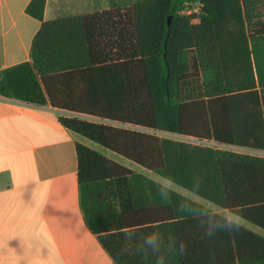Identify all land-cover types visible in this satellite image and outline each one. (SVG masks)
<instances>
[{"label": "trees", "instance_id": "1", "mask_svg": "<svg viewBox=\"0 0 264 264\" xmlns=\"http://www.w3.org/2000/svg\"><path fill=\"white\" fill-rule=\"evenodd\" d=\"M46 1L27 7L41 22L31 61L0 71V96L74 114L59 115L67 130L264 230V156L231 149L264 152V0L118 2L52 21ZM76 150L81 213L115 264H157L134 250L153 234L164 264H264L263 235L237 223L209 236L225 216Z\"/></svg>", "mask_w": 264, "mask_h": 264}, {"label": "crops", "instance_id": "2", "mask_svg": "<svg viewBox=\"0 0 264 264\" xmlns=\"http://www.w3.org/2000/svg\"><path fill=\"white\" fill-rule=\"evenodd\" d=\"M31 1L0 0V71L31 61L41 27L27 14ZM104 2L47 0L44 20L118 4ZM61 114L75 116L0 96V264H115L80 210L76 146L91 141L64 128Z\"/></svg>", "mask_w": 264, "mask_h": 264}, {"label": "rangeland", "instance_id": "3", "mask_svg": "<svg viewBox=\"0 0 264 264\" xmlns=\"http://www.w3.org/2000/svg\"><path fill=\"white\" fill-rule=\"evenodd\" d=\"M118 2L120 3H127L128 5H133V4H136L138 3L140 0H117ZM104 6L107 7V4L104 2L103 0V8ZM164 137H169V138H176V139H180V140H184L186 142H189V143H193V144H206V145H212V143L210 142H200L198 140H195V139H192V138H187V137H181V136H174V135H168V134H160ZM90 145L95 149L97 148L99 152H101L102 154L106 155L107 157L121 163L122 165L132 169L133 171L137 172V173H140V174H143V175H146L147 177L151 178L152 180L156 181V182H159L160 184H163L164 186H167L168 188H171L172 190L182 194L183 196H186L188 198H190L191 200L203 205V206H206L207 208H209L210 210H212L213 212L215 213H218L220 215H223V216H229V215H234L230 212H228L227 210H224L216 205H214L213 203L211 202H208L206 200H204L203 198L175 185V184H172L171 182H168L167 180H165L164 178L158 176L157 174L153 173V172H150L112 152H109L108 150H106L105 148L93 143V142H90ZM232 150L234 151H237V152H242V153H250V154H256V155H262L264 156V152H256V151H251V150H245V149H241V148H231ZM236 216V215H234ZM238 217V216H237ZM239 218V217H238ZM238 222H241L244 226H246L247 228H250L251 230L252 229H255V230H259L261 231L263 234H264V230L256 227L255 225L245 221V220H242V219H238ZM262 235V234H261Z\"/></svg>", "mask_w": 264, "mask_h": 264}, {"label": "clouds", "instance_id": "4", "mask_svg": "<svg viewBox=\"0 0 264 264\" xmlns=\"http://www.w3.org/2000/svg\"><path fill=\"white\" fill-rule=\"evenodd\" d=\"M217 223L207 231V235L211 236L216 231H226L235 227L238 223V217L229 215L226 217H215ZM126 239L131 240V234H128ZM164 248V242L157 234L150 235L144 239L142 243L134 246V250L141 254H152L158 257L157 264H164L163 257L160 256L162 249ZM131 249H125L130 251Z\"/></svg>", "mask_w": 264, "mask_h": 264}, {"label": "built area", "instance_id": "5", "mask_svg": "<svg viewBox=\"0 0 264 264\" xmlns=\"http://www.w3.org/2000/svg\"><path fill=\"white\" fill-rule=\"evenodd\" d=\"M193 11H197V9H195V10L187 9V10H185V11L183 12V14H185V15H190Z\"/></svg>", "mask_w": 264, "mask_h": 264}, {"label": "water", "instance_id": "6", "mask_svg": "<svg viewBox=\"0 0 264 264\" xmlns=\"http://www.w3.org/2000/svg\"><path fill=\"white\" fill-rule=\"evenodd\" d=\"M170 20H171V18H169V20H168V24L170 23Z\"/></svg>", "mask_w": 264, "mask_h": 264}]
</instances>
